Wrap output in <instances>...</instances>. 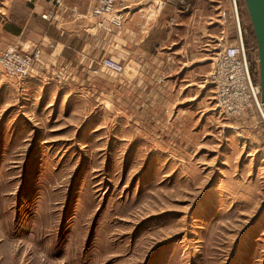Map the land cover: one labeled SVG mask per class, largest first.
<instances>
[{"label": "rangeland", "instance_id": "1", "mask_svg": "<svg viewBox=\"0 0 264 264\" xmlns=\"http://www.w3.org/2000/svg\"><path fill=\"white\" fill-rule=\"evenodd\" d=\"M175 1L166 51L178 54L157 78L170 102L136 112L120 91L88 99L71 87L50 102L0 69V264H264L263 121L255 108L227 118L211 80L237 14L258 57L246 5ZM163 2L160 14V0L144 2V32L169 15ZM29 13L0 0V52Z\"/></svg>", "mask_w": 264, "mask_h": 264}, {"label": "crops", "instance_id": "2", "mask_svg": "<svg viewBox=\"0 0 264 264\" xmlns=\"http://www.w3.org/2000/svg\"><path fill=\"white\" fill-rule=\"evenodd\" d=\"M24 1L30 7V13L24 26L15 28L14 32L9 30V35L11 42L19 43L30 53H41L31 81L37 82L35 86L45 88L46 97L51 99L47 101L51 102L59 94L64 96L65 89L71 87L74 90H86L88 95H84V98L88 99L96 98L99 94L110 100L120 91L122 104L130 108L136 105V112L142 109L138 106L141 104L170 102V81L160 85L157 78L170 70L174 56L178 54L177 50L172 53L166 51L175 44L171 40L174 33L173 15L177 9L171 5L175 0H165L171 7L169 15L163 13L156 18L161 5L154 7L157 14L147 32L143 31V10L134 8L127 18L124 33L117 37L101 30L89 31L92 20L88 16L93 5L88 1L65 0L64 7L58 10V16L53 21L43 20L41 15L53 8L54 0ZM177 2L182 3L179 0ZM72 7L78 9L80 18L70 11ZM198 40L195 39V42L199 43ZM108 55L123 61L127 65L126 71L134 63L136 71L131 76L125 71L118 82L110 81V77H113L111 74L94 76V61ZM181 56L192 59L195 56L194 61L199 59L198 53L192 55L190 49L185 47L182 48ZM102 85L105 93L99 90Z\"/></svg>", "mask_w": 264, "mask_h": 264}, {"label": "built area", "instance_id": "3", "mask_svg": "<svg viewBox=\"0 0 264 264\" xmlns=\"http://www.w3.org/2000/svg\"><path fill=\"white\" fill-rule=\"evenodd\" d=\"M93 5L89 18L92 20L89 31L101 30L107 35L120 36L125 31L128 16L135 7L147 15L145 0H85ZM65 0H54L53 8L41 15L46 21H53L58 16V10L64 7ZM184 2V1H183ZM182 2V3H183ZM165 5L161 2L160 10ZM76 18H80L76 7L70 8ZM233 43L222 39L225 46L223 51L213 60L211 80L216 88L217 105L227 118L244 115L252 108L259 112L264 125V105L259 106L261 85L258 76V57L250 58L245 41L239 34ZM41 53H30L19 43H11L0 52V69L10 78L18 81H29L34 72V66L39 62ZM253 61V62H252ZM255 63L256 69L253 65ZM126 64L112 56H103L94 61L92 73L100 76L102 73L115 77L123 76Z\"/></svg>", "mask_w": 264, "mask_h": 264}, {"label": "water", "instance_id": "4", "mask_svg": "<svg viewBox=\"0 0 264 264\" xmlns=\"http://www.w3.org/2000/svg\"><path fill=\"white\" fill-rule=\"evenodd\" d=\"M244 3L257 43L261 102L264 105V0H244Z\"/></svg>", "mask_w": 264, "mask_h": 264}, {"label": "bare ground", "instance_id": "5", "mask_svg": "<svg viewBox=\"0 0 264 264\" xmlns=\"http://www.w3.org/2000/svg\"><path fill=\"white\" fill-rule=\"evenodd\" d=\"M160 4V3H159ZM233 4H234V7H235V9H237V0H233ZM156 5V4H155ZM161 5V4H160ZM237 13H238V10H237ZM239 14H237V20L239 21ZM237 20H236V25L238 26L239 25V34L241 33V35H242V30H241V25H240V23H238L237 22ZM242 37H243V35H242ZM244 39V38H243ZM259 61V60H258ZM259 63V62H258ZM127 67V66H126ZM136 71V66H134V63H133V65L132 66H130V67H128V69H127V71H126V73L127 74H129L130 76L132 75V73L134 74V72ZM259 81H260V77H259ZM262 102H261V96H260V101H259V106L261 107L262 105ZM263 112V114H264V111H262ZM259 113V112H258ZM260 115V114H259Z\"/></svg>", "mask_w": 264, "mask_h": 264}, {"label": "trees", "instance_id": "6", "mask_svg": "<svg viewBox=\"0 0 264 264\" xmlns=\"http://www.w3.org/2000/svg\"><path fill=\"white\" fill-rule=\"evenodd\" d=\"M168 5V3L166 4V6ZM244 34V33H243ZM252 34H253V32H252ZM244 36V35H243Z\"/></svg>", "mask_w": 264, "mask_h": 264}]
</instances>
